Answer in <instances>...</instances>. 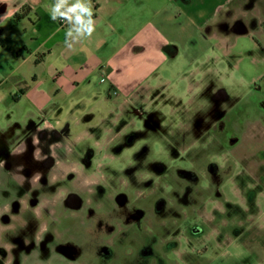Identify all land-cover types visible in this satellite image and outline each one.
Masks as SVG:
<instances>
[{"label":"rangeland","instance_id":"374dc122","mask_svg":"<svg viewBox=\"0 0 264 264\" xmlns=\"http://www.w3.org/2000/svg\"><path fill=\"white\" fill-rule=\"evenodd\" d=\"M3 5L4 0H0V17ZM239 8L235 13L231 9L228 17L214 19V34L204 41L206 47H198V61L187 65L186 78L173 76L152 96L140 99L111 90L100 69L93 82L81 84V40L72 48L57 44L52 57L37 69L32 63L23 65L22 73L34 71L33 76L6 78L16 60L3 38L15 37L14 19L0 20V146L5 143L10 154L23 156L20 158L30 168L38 152L28 141L27 152L19 146L31 133V126H67L68 136L55 147V154L64 159L62 163L77 161L80 146L81 154L91 148L95 154L85 171L88 177L102 181L105 175H112L113 167L114 182L133 178L130 190L146 210L145 240L139 246L127 239L119 242L112 264H264V0ZM201 41L199 37V44ZM65 51L70 58H65ZM182 69L176 64L167 71L173 74ZM135 106L142 107L146 118L152 115L153 126H160V130L145 131L135 146L117 152L112 147L128 126H144ZM209 123L212 128L201 129ZM217 126H227L228 132L224 135ZM140 144L147 145L149 158L166 165L164 173L145 174V162L138 163L139 168L127 165ZM211 165L222 171V186L214 185ZM180 168L195 172L196 182L181 176ZM33 175H27L30 186L34 182L41 189L46 179L50 186L42 191L52 194L58 190L59 183L51 181L50 170L45 169L39 181L35 177L32 181ZM148 176L152 182L142 184ZM88 177L85 180L91 181ZM70 184L65 181L62 185ZM185 185L194 188L191 205L179 203L176 197ZM217 187L223 195L214 194ZM157 199L163 203L160 214L155 209ZM95 203L108 205L111 200L107 194L96 195ZM26 216L30 222L26 226L17 225L26 222L16 219V228L1 232L0 264H50L31 253L30 242L40 223L32 210ZM194 222L201 230H191ZM134 232L135 228L130 234ZM15 235L21 236L24 247L16 243ZM154 243L157 249L153 256ZM142 246L151 252L139 253ZM18 253L26 254V259ZM50 257L59 264L76 263L59 255ZM93 261L87 257L82 260L87 264Z\"/></svg>","mask_w":264,"mask_h":264},{"label":"flooded vegetation","instance_id":"af4514ba","mask_svg":"<svg viewBox=\"0 0 264 264\" xmlns=\"http://www.w3.org/2000/svg\"><path fill=\"white\" fill-rule=\"evenodd\" d=\"M140 108L142 107L135 106V110L142 117L144 126H138V129L128 126V130L113 145V150L121 152L123 147L135 146L137 141L144 138L145 131L159 132L160 126H153L152 115L146 118V114H143ZM208 125L202 126L201 129L207 131L212 128L213 124L209 123ZM31 127L33 128L31 133L27 134L26 140L19 146V149H24V152H27L28 141L30 146L38 152L32 167L28 168L23 163L21 159L24 158L23 156H20V158L17 155L10 154L6 148L4 149L5 143L0 146V234L5 229L12 230L16 228L17 225L26 226L30 223L27 220L26 212L32 210L40 223V227L35 230L33 239L30 242L31 253L38 259L46 258L47 261L45 262L50 264H59L58 262L55 263L50 255H59L70 263L76 261V263L71 264H87L82 262L86 257L96 260L92 264H112L110 260L117 254L120 247L119 242L123 243L127 239L134 246L143 244L145 240L146 210L130 190L133 178L125 177L124 181L121 178L119 183L114 182L113 167H109L112 175H105L102 181L88 177L85 171L87 166L93 164L95 154L93 149L88 148L84 154H81L80 146L78 160L72 165L62 163L64 161L63 157L55 154V147L61 143L63 137L68 136L67 126L48 129L38 128V126ZM226 127L217 126L218 131L224 132V135L227 131ZM225 146H227L226 142L224 143ZM44 149L47 153H43ZM149 157L147 145L140 144L132 153V163L130 162L131 164L127 165H136L139 168L138 163L145 162V164H142L145 174L157 173L160 175L164 173L166 165L162 161L152 160ZM65 165L71 167L67 168ZM45 169L50 170L53 174L51 181L59 183L58 190L52 194L42 191L43 188L45 190L50 186L46 179L42 180L41 189L37 188L34 182L31 186L27 182V175L32 173L35 174L30 176L32 181L41 180L44 175H42V172ZM178 172L181 176L189 179L190 182H196L198 179L193 171L180 168ZM210 172L214 185L221 184L222 186L223 183L220 181L222 171L211 165ZM39 175H41V178H39ZM86 177L90 178L91 181H86ZM149 177L151 176L140 182L148 185L152 182ZM65 181H71L72 184L66 187V185H62ZM118 186H120V189H117ZM221 186L219 187L221 188ZM219 187L215 188L214 194L223 195ZM193 192L192 185H185L181 193H176L179 196H176L178 202L180 203L181 200L191 205L194 200ZM106 194L111 200L110 204L95 203L96 195ZM159 202L160 200L157 199L155 209L160 214L163 203ZM16 219H21L26 223L21 222L16 225ZM119 226L122 230L118 231ZM189 227L192 231L193 227H199L201 230L198 222H194ZM133 228L137 232L130 234ZM13 238L21 247L25 246L21 236L15 235ZM20 246L18 247L20 248ZM152 246L154 256L157 247L155 243ZM143 252L149 254L151 251L149 252L145 249V246H142L139 248V253L143 254ZM195 252L199 253L200 251ZM17 256L26 259L27 255L18 253ZM37 264L42 263L38 261Z\"/></svg>","mask_w":264,"mask_h":264},{"label":"crops","instance_id":"0c3cea01","mask_svg":"<svg viewBox=\"0 0 264 264\" xmlns=\"http://www.w3.org/2000/svg\"><path fill=\"white\" fill-rule=\"evenodd\" d=\"M252 1L90 0L95 28L90 36L79 39L81 84L93 82L100 69L114 92L132 99L148 98L173 76L180 80L187 77V65L198 61V47H206L204 41L214 34V19L228 17L231 9L238 12L242 4ZM4 2L0 20L14 19L15 37L5 36L4 28L1 35L16 60L6 78L33 76L34 71L22 73V66L32 63L37 69L45 63L56 45L65 43L71 25L51 18L49 9L55 0ZM63 53L70 58L67 51ZM176 64L183 69L173 74L167 71Z\"/></svg>","mask_w":264,"mask_h":264},{"label":"clouds","instance_id":"9594fccd","mask_svg":"<svg viewBox=\"0 0 264 264\" xmlns=\"http://www.w3.org/2000/svg\"><path fill=\"white\" fill-rule=\"evenodd\" d=\"M53 20H66L71 27L67 32L65 44L72 48L73 44L83 36H90L95 28V21L92 16L90 0H55L54 5L49 9Z\"/></svg>","mask_w":264,"mask_h":264},{"label":"built area","instance_id":"2783aa9c","mask_svg":"<svg viewBox=\"0 0 264 264\" xmlns=\"http://www.w3.org/2000/svg\"><path fill=\"white\" fill-rule=\"evenodd\" d=\"M59 21H60L62 24H64V25H66V24H67V21H66V20L59 19Z\"/></svg>","mask_w":264,"mask_h":264}]
</instances>
